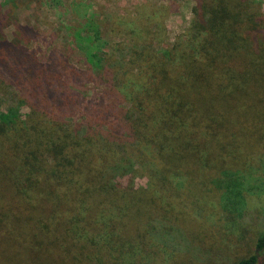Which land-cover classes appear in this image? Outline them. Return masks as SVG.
Wrapping results in <instances>:
<instances>
[{"label":"trees","instance_id":"trees-1","mask_svg":"<svg viewBox=\"0 0 264 264\" xmlns=\"http://www.w3.org/2000/svg\"><path fill=\"white\" fill-rule=\"evenodd\" d=\"M7 1V10L0 3L2 264L158 261L170 255L169 239L160 242L164 225H154L172 223L170 213L178 221L188 208L190 225L199 216L229 232L245 225L256 192L250 181L264 163L257 0H193L190 27L160 53L152 45L166 37L153 32L162 23L152 12L127 58L88 39L98 52L84 70L60 51L42 60L29 48L37 34L18 22V1ZM90 84L100 93L86 95ZM245 250L232 264H264V233Z\"/></svg>","mask_w":264,"mask_h":264},{"label":"rangeland","instance_id":"rangeland-1","mask_svg":"<svg viewBox=\"0 0 264 264\" xmlns=\"http://www.w3.org/2000/svg\"><path fill=\"white\" fill-rule=\"evenodd\" d=\"M17 1L20 6L16 10V16L20 26L32 28L37 34V39L29 44V48L38 52L42 60L50 53L60 51L71 65L82 70L88 67L89 61L91 63L93 55L98 52L97 47L88 44L96 37L100 38L104 52L111 53L118 47V55L127 58L136 47V40L147 35L145 20L152 12L157 13V21L162 23L157 30L152 27L153 32L156 36L164 34L166 37L162 45L153 43V49L156 53H160L162 49H172L190 27L195 6L193 0ZM0 3L7 10L8 1L0 0ZM257 3L264 11V0H257ZM161 8H165V12ZM132 31L136 34L133 35ZM13 33L14 27L6 31L9 39ZM150 39L153 40L154 37ZM101 90V87L90 84L86 87V95L92 97ZM253 175L250 190L256 192L249 196V212L240 220L246 226L229 232L223 223L213 217L205 222V217L199 216L194 225L188 224L190 219L192 221V218H187L192 213L190 208L185 209V217H177L178 221L175 218L177 213H170L169 219H175L172 223L154 225L156 228L164 225L165 228H159V240L167 242L169 239L166 244L169 246L166 247L170 255L158 261H146L144 264H232L236 255H246V245L249 248L259 234L264 233L263 162L258 163ZM146 184L144 179L138 178L135 181L137 187H145ZM224 216L220 215V218ZM136 261L138 259L131 263L136 264Z\"/></svg>","mask_w":264,"mask_h":264}]
</instances>
